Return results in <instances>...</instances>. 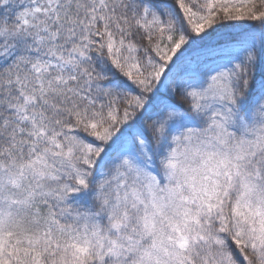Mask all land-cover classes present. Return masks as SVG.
Returning a JSON list of instances; mask_svg holds the SVG:
<instances>
[{"label": "snow or ice", "instance_id": "1", "mask_svg": "<svg viewBox=\"0 0 264 264\" xmlns=\"http://www.w3.org/2000/svg\"><path fill=\"white\" fill-rule=\"evenodd\" d=\"M0 264H264V0H0Z\"/></svg>", "mask_w": 264, "mask_h": 264}, {"label": "trees", "instance_id": "2", "mask_svg": "<svg viewBox=\"0 0 264 264\" xmlns=\"http://www.w3.org/2000/svg\"><path fill=\"white\" fill-rule=\"evenodd\" d=\"M230 31H239V29H231Z\"/></svg>", "mask_w": 264, "mask_h": 264}]
</instances>
